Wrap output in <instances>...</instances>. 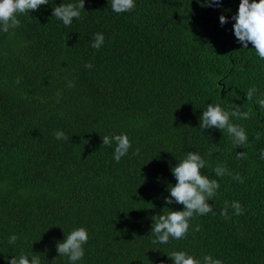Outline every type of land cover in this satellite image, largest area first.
<instances>
[{
    "label": "trees",
    "instance_id": "trees-1",
    "mask_svg": "<svg viewBox=\"0 0 264 264\" xmlns=\"http://www.w3.org/2000/svg\"><path fill=\"white\" fill-rule=\"evenodd\" d=\"M71 2L48 0L18 14V28L0 31V264L21 252L40 254L41 264H71L56 244L79 227L89 238L77 264H174L172 251L264 264V110L246 100L253 86L264 93V60L251 43L241 50L234 35L240 0L220 7L134 0V10L120 14L111 0H85L81 18L65 26L53 7ZM96 33L105 37L99 50L91 47ZM209 104L253 113L233 118L247 144L199 128ZM57 130L68 139L57 140ZM121 133L131 148L117 163L115 145L101 138ZM189 151L210 165L202 174L214 178L212 169L224 164L244 182L216 177L215 215L194 216L186 238L153 244L152 217L183 210L165 198L177 183L171 168ZM225 201H238L244 213L229 207L225 219Z\"/></svg>",
    "mask_w": 264,
    "mask_h": 264
},
{
    "label": "clouds",
    "instance_id": "clouds-1",
    "mask_svg": "<svg viewBox=\"0 0 264 264\" xmlns=\"http://www.w3.org/2000/svg\"><path fill=\"white\" fill-rule=\"evenodd\" d=\"M222 0H206L207 7H220ZM48 0H0V31L8 33L11 29H16L20 26L18 14H29V11H36L41 6L47 5ZM135 8L134 0H111V10L114 13L120 14L131 12ZM85 9V0H74V2L53 7V16L63 22L65 26H70L74 19L81 18V11ZM221 25L227 23V18L224 15L219 17ZM235 21L233 25L234 35L237 41L242 44L241 50H246L249 43L254 47L256 55L264 60V0H240L238 14L233 16ZM105 37L102 33L94 34L91 47L99 50L104 44ZM86 68H91V64H86ZM19 83V79L16 81ZM69 87H73L72 81L68 82ZM61 93L58 91L57 96ZM247 102H254L261 110H264V93H259L258 89L253 86L246 92ZM253 113L244 111L242 107L235 104L232 105L231 111H227L219 104H209L207 109L202 112L200 117L199 128L211 129L215 128L226 131L234 146H243L248 143V135L245 128L233 122L236 120L250 119ZM57 140L68 139L65 132L57 130L53 133ZM261 133L255 134V139L259 140ZM103 146L111 147L115 145L113 158L118 163L122 157L127 155L131 148V142L126 133L108 136L102 138ZM215 146V144H212ZM139 150L136 153L138 154ZM213 152L210 149L209 155ZM237 159H246V152H237ZM260 158L264 159V149L260 150ZM207 161L202 158L198 152L189 151L185 156L171 168L172 175L177 183L175 186L168 185L167 191L170 196L165 198L167 205H172L174 202L183 205L182 211H174L171 208L167 212L158 214L152 217L151 235L155 237L152 240L153 244H167L170 238L180 240L186 238L190 223L189 221L194 216H204L213 212V207L210 206L211 201L217 194L220 183L216 177L223 178L230 176L233 180L240 183L244 179L239 173H232L226 165L217 164L213 169L214 178L201 173V169L205 168ZM231 207L236 215H242L244 209L238 201H225L221 215L225 219H231L228 215V209ZM193 232L200 231V226L196 225ZM65 235V234H64ZM88 232L84 227L74 228L65 236L63 242H57L56 249L59 256H66L71 264H77L82 260L85 254L84 245L88 242ZM17 241V236L12 235L8 239V243L14 245ZM168 258L174 264H222L219 259H214L211 255L203 256L202 260L195 258L193 255L185 251H172ZM7 264H41L40 254L33 253L31 257L21 252L19 256L8 258Z\"/></svg>",
    "mask_w": 264,
    "mask_h": 264
}]
</instances>
